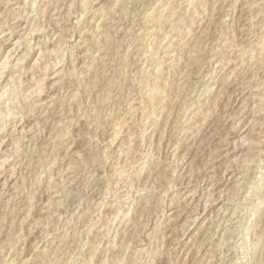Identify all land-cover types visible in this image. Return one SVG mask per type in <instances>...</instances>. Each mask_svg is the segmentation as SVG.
<instances>
[{
    "label": "rangeland",
    "instance_id": "obj_1",
    "mask_svg": "<svg viewBox=\"0 0 264 264\" xmlns=\"http://www.w3.org/2000/svg\"><path fill=\"white\" fill-rule=\"evenodd\" d=\"M263 1L0 0V264H264Z\"/></svg>",
    "mask_w": 264,
    "mask_h": 264
},
{
    "label": "bare ground",
    "instance_id": "obj_2",
    "mask_svg": "<svg viewBox=\"0 0 264 264\" xmlns=\"http://www.w3.org/2000/svg\"><path fill=\"white\" fill-rule=\"evenodd\" d=\"M264 2V1H263ZM264 7V6H263ZM66 8V7H65ZM263 11V10H262ZM26 12V11H25ZM252 14V13H251ZM263 14V13H262ZM24 16V15H23ZM58 16V15H57ZM64 18V17H63ZM259 23H260V21H258ZM252 26V25H251ZM36 30V29H35ZM264 35V34H263ZM35 63V62H34ZM7 64V63H6ZM5 66V65H4ZM8 66V65H7ZM262 106V105H261ZM16 107V106H15ZM14 107V108H15ZM259 107H260V105H259ZM13 110V109H12ZM7 111V110H6ZM256 111V110H255ZM18 112H20V111H18ZM16 114V113H15ZM53 128V127H52ZM32 158V157H31ZM259 170V169H258ZM259 172H261V171H259ZM250 189V188H249ZM248 189V190H249ZM221 220V219H220ZM232 230V229H231Z\"/></svg>",
    "mask_w": 264,
    "mask_h": 264
}]
</instances>
